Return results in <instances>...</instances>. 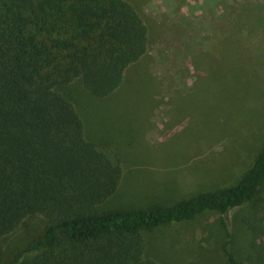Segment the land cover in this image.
<instances>
[{
    "label": "trees",
    "instance_id": "trees-1",
    "mask_svg": "<svg viewBox=\"0 0 264 264\" xmlns=\"http://www.w3.org/2000/svg\"><path fill=\"white\" fill-rule=\"evenodd\" d=\"M138 1L0 0V264H164L145 255L146 235L161 227L244 205L249 229L261 224L264 145L231 185L171 205L99 211L129 188L79 109L87 98L107 99L147 59ZM256 51L247 56L256 60ZM34 217L41 235L9 253L6 237ZM230 243L226 264H249Z\"/></svg>",
    "mask_w": 264,
    "mask_h": 264
},
{
    "label": "rangeland",
    "instance_id": "rangeland-1",
    "mask_svg": "<svg viewBox=\"0 0 264 264\" xmlns=\"http://www.w3.org/2000/svg\"><path fill=\"white\" fill-rule=\"evenodd\" d=\"M136 7L148 22L147 59L107 99L87 98L91 105L79 109L129 188L99 211L171 205L231 185L264 145V0H139ZM254 50L256 60L247 56ZM251 217L244 205L161 227L146 235L145 255L164 264H226L223 245L231 240L237 259L264 264V215L254 231ZM27 223L6 237L9 253L41 235L38 219Z\"/></svg>",
    "mask_w": 264,
    "mask_h": 264
}]
</instances>
